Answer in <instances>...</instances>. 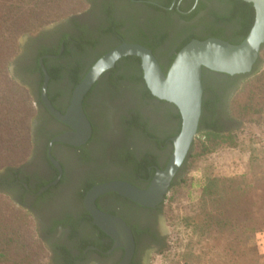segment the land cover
I'll list each match as a JSON object with an SVG mask.
<instances>
[{"label": "flooded vegetation", "instance_id": "flooded-vegetation-1", "mask_svg": "<svg viewBox=\"0 0 264 264\" xmlns=\"http://www.w3.org/2000/svg\"><path fill=\"white\" fill-rule=\"evenodd\" d=\"M85 1V10L65 18L53 28L28 36L22 53L14 61V69L22 77L31 76L36 82L38 114L33 122L36 144L27 162L0 172V190L34 215L43 237L51 242L52 264H148L150 255L165 243L166 234L160 220L163 201L144 206L116 192L99 195L95 199L98 211L121 223L113 224L120 231L119 240L115 241L95 223L86 207V196L94 186L114 181L146 189L156 170L163 169L171 156V139L180 126L175 116L176 107L159 99L149 100L159 110H166L168 116L164 124L174 126L172 132L163 136L156 133L153 138L143 133L144 143H153L155 151L137 152L127 147L126 136L121 135L122 144L113 151L112 160L103 161L99 155L102 140L97 124L89 116L90 110L100 114L98 109L110 98L115 81L117 86L119 82L128 85L122 88L125 93L136 90V82L132 81L135 72L128 61L129 57L138 61V57L119 59L84 96L82 107L91 123L92 134L79 146L55 140L72 128L56 118L42 101L44 71L41 64L48 75L47 99L55 110L64 114L76 85L111 49L123 43L142 45L153 53L161 69H168L178 49L192 40L216 38L231 44L240 43L243 40L241 16L226 0ZM127 70L131 77L126 79ZM204 72L203 92L208 88L214 92L221 113L227 92L243 78L238 75L217 77L212 71ZM219 78L222 79L220 84L215 82ZM221 115L222 121H227L226 113ZM126 150L134 154L141 167L123 157L116 158ZM147 155L150 158L144 162L142 158ZM183 166L170 186L179 178ZM123 226L132 237L131 251Z\"/></svg>", "mask_w": 264, "mask_h": 264}, {"label": "rangeland", "instance_id": "rangeland-1", "mask_svg": "<svg viewBox=\"0 0 264 264\" xmlns=\"http://www.w3.org/2000/svg\"><path fill=\"white\" fill-rule=\"evenodd\" d=\"M52 1H54L53 4H62L60 0ZM65 1L70 7L66 15L49 22L34 24L35 29L15 38L18 50L8 60L7 73L15 81L17 91L22 93L25 99L22 98L14 106L13 110H18L20 114L16 119L15 126L8 131L7 136H2V141H0V147L4 148V151L0 153L3 162L0 165V172L6 168H17L27 162L36 144L33 128V122L38 114L36 82L31 76L22 77L14 69V61L22 53L28 36H33L43 29L53 28L65 18L76 15L87 8L85 0ZM260 72H264V45L253 72L243 78L238 85L232 87L221 104L220 114L226 113L228 117L222 127L225 132L230 133V139L204 141V138L198 133L195 136L193 150L191 153L189 152L179 178L169 188L163 200L160 220L166 234L165 243L158 252L150 255L148 264H211L212 260H219L220 257H223L215 249L218 243L213 241V238H208L204 230L192 229L193 226L189 225V217L198 214L202 222L207 218L210 208L203 200V187L207 178L229 177L244 173L247 171L249 160L253 157L257 159L261 168L264 166V86L262 87L264 78H250ZM125 74L127 79L130 71L127 70ZM221 80L219 78L215 82L220 84ZM118 84L119 86L112 89L107 102L101 103V107L98 109L100 114L98 115L92 110L89 113L93 123L95 121L97 124L102 140L99 155L103 161L112 160L113 151H117L122 144L119 142L121 135L122 137L126 136V143L129 145L126 144L127 147H133L137 152L155 151L156 146L153 143L146 140L144 143L145 135L142 128L132 127L130 129L128 127L132 117L136 116L139 122L145 126V133L152 137L157 134L167 135L174 130L173 125L164 124V119L168 116L166 110L162 109V111L156 108L135 89L125 93L124 89L128 85H122L121 82ZM250 100L256 108L252 106L250 112L239 115V119H235L236 115L231 113L233 101L246 104ZM0 125L2 126V124ZM13 130L15 136L12 133ZM15 142L22 149L18 155L14 154L18 159L15 156L9 157L15 148L13 147ZM163 155L164 152L159 155L160 160ZM116 158H122V155L116 156ZM3 201H9L16 210H8L2 205ZM19 207L22 210H19ZM0 232L7 234L0 238V250L5 251L7 245H16L17 242H30L37 249L43 264H52L49 250L51 242H48V238L43 237V232L34 215L20 202L1 190ZM211 243L214 245L213 247L209 246ZM253 243L260 252L264 253V228L254 235ZM232 246L233 249H237L235 242H232ZM18 260L12 252L10 259L0 261V264H16ZM232 261L233 264L239 262L236 257H233Z\"/></svg>", "mask_w": 264, "mask_h": 264}, {"label": "trees", "instance_id": "trees-1", "mask_svg": "<svg viewBox=\"0 0 264 264\" xmlns=\"http://www.w3.org/2000/svg\"><path fill=\"white\" fill-rule=\"evenodd\" d=\"M60 1L62 4H53L54 1L52 0H0V124H2V126L0 125V141H2V136H7L8 131L15 126L16 119L20 114L18 110H13L14 106L22 98L25 99L22 93L17 91L15 81L7 73L8 60L18 50L15 38L35 29L34 24L49 22L66 15L70 7L65 0ZM226 1L231 4L233 11L241 16V39H244L254 21L255 11L253 5L242 0ZM129 59L128 62L131 63L135 72L132 81L136 82V91L144 99H157L145 84L140 59L137 58L138 61L132 57H129ZM162 70L166 73L168 69ZM204 71L207 70L203 69L202 72ZM213 74L217 77H228L227 74L217 72ZM248 75H238V77L246 78ZM257 77L264 78V72L250 78L255 79ZM113 86H117V81L113 83ZM263 86L264 80L262 82ZM209 90V88L204 89L203 92L198 135L203 137L204 141L228 140L230 139V133L225 132L224 127H222L224 121H222L221 118L223 117L218 112V99L214 92ZM160 102L166 103L162 100ZM232 105L231 113L236 115L234 116L235 119H239V115L250 112L252 106L256 108L251 100L246 104L233 101ZM175 116L181 124L180 114L177 113ZM128 127L130 129L132 127L142 128V131L146 132L145 126L139 122L136 116L132 117ZM179 130L180 126L177 133ZM12 133L14 134V130ZM13 147L15 148H13V152L10 153L9 157H14V154L18 155L22 150L20 145H16V142ZM193 147L194 143L190 153ZM2 151H4V148L0 147V153ZM120 155L134 166L141 167V163L136 162V157L131 151L126 150ZM149 158L150 156L147 155L142 160L145 162ZM2 163V156L0 155V165ZM172 186L173 184L170 187ZM203 200L206 206L210 208L206 220L202 222L199 215L195 214L189 217V225L193 226V230H204L208 238H213V241L218 243L215 249L223 257H220L219 260H212L211 264H233V257H236L239 261L238 264H264V253L260 252L253 243L254 235L264 228V166L261 168L257 163V159L253 157L249 160L247 171L244 173L229 177L207 178L203 187ZM3 202L2 205L8 210H16L15 206L9 201ZM18 209L22 210L21 207ZM6 235L0 232V238ZM232 242H235L237 249H233ZM209 246L213 247L214 245L211 243ZM12 252L19 259L16 264H43L37 249L30 242H17L16 245H7L5 251L0 250V261L9 260Z\"/></svg>", "mask_w": 264, "mask_h": 264}, {"label": "water", "instance_id": "water-1", "mask_svg": "<svg viewBox=\"0 0 264 264\" xmlns=\"http://www.w3.org/2000/svg\"><path fill=\"white\" fill-rule=\"evenodd\" d=\"M242 1L253 5L255 16L251 29L240 43L231 44L216 38L192 40L177 52L166 73L149 49L142 45L123 43L108 51L90 67L74 88L70 104L64 114L55 110L47 99L48 75L41 64L44 71L42 101L56 118L72 128L71 132L56 137V141L79 146L90 138L92 127L82 107L84 96L102 73L112 69L119 59L126 56L140 59L143 79L148 90L155 98L174 105L180 114V130L171 139L173 144L171 156L163 169L156 170L146 189H139L130 183L114 181L94 186L88 191L85 202L87 209L94 217L95 223L115 241L119 240L120 231L115 229L113 224L121 223L98 211L95 199L103 193L116 192L144 206H153L162 202L198 133L202 112V70L227 75H244L253 72L264 45V0ZM123 227L125 229V226ZM125 231L128 239L126 244L131 251L132 237L127 228ZM121 233L120 238L123 241L125 236L123 232Z\"/></svg>", "mask_w": 264, "mask_h": 264}]
</instances>
